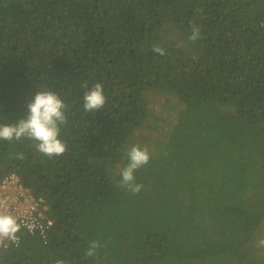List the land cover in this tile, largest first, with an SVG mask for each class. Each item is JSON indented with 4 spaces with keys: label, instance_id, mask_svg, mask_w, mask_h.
Segmentation results:
<instances>
[{
    "label": "trees",
    "instance_id": "obj_1",
    "mask_svg": "<svg viewBox=\"0 0 264 264\" xmlns=\"http://www.w3.org/2000/svg\"><path fill=\"white\" fill-rule=\"evenodd\" d=\"M96 83L105 105L85 112ZM41 90L67 106L66 151L0 140V178L17 173L52 224L5 241L0 264H264V0H0V124Z\"/></svg>",
    "mask_w": 264,
    "mask_h": 264
},
{
    "label": "clouds",
    "instance_id": "obj_2",
    "mask_svg": "<svg viewBox=\"0 0 264 264\" xmlns=\"http://www.w3.org/2000/svg\"><path fill=\"white\" fill-rule=\"evenodd\" d=\"M188 39L192 42L200 39L199 27L191 25V34ZM153 51L164 55L165 50L154 46ZM87 90L84 92L83 109L85 112H97L101 110L106 102L103 86L94 84L88 89L87 84L82 85ZM26 116L13 123L0 124V140L19 141L27 139L35 142V148L41 154L51 158L61 156L66 151V144L59 139L61 126L67 123V106L57 93L49 90L36 91L25 104ZM128 163L120 170V186L132 194H138L143 185L135 182L134 173L139 168L148 164L150 153L147 147L133 145L127 152ZM17 159L23 160L24 154H17ZM21 223L11 215L0 213V243L5 241L14 242L19 246L17 233L21 231ZM101 247L97 241H91L85 252L87 257L96 254V249ZM257 247H264V239L258 241ZM56 264H65L58 260Z\"/></svg>",
    "mask_w": 264,
    "mask_h": 264
},
{
    "label": "built area",
    "instance_id": "obj_3",
    "mask_svg": "<svg viewBox=\"0 0 264 264\" xmlns=\"http://www.w3.org/2000/svg\"><path fill=\"white\" fill-rule=\"evenodd\" d=\"M42 207L44 199L34 195L17 173L9 172L0 178V213L15 216L22 225L21 229L29 234L45 237L44 231L50 228L52 221L45 217ZM3 243L0 245H7ZM8 243L16 245L14 242Z\"/></svg>",
    "mask_w": 264,
    "mask_h": 264
},
{
    "label": "rangeland",
    "instance_id": "obj_4",
    "mask_svg": "<svg viewBox=\"0 0 264 264\" xmlns=\"http://www.w3.org/2000/svg\"><path fill=\"white\" fill-rule=\"evenodd\" d=\"M155 104H156V107L154 108V110L156 109V111H157L158 113L164 115V109H162L161 107H158V101H157V99L154 101V106H155ZM154 106H153V107H154ZM154 113H155V112H154Z\"/></svg>",
    "mask_w": 264,
    "mask_h": 264
}]
</instances>
